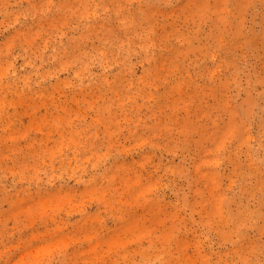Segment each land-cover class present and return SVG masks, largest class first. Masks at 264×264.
<instances>
[{
	"label": "rangeland",
	"instance_id": "obj_1",
	"mask_svg": "<svg viewBox=\"0 0 264 264\" xmlns=\"http://www.w3.org/2000/svg\"><path fill=\"white\" fill-rule=\"evenodd\" d=\"M0 264H264V0H0Z\"/></svg>",
	"mask_w": 264,
	"mask_h": 264
}]
</instances>
